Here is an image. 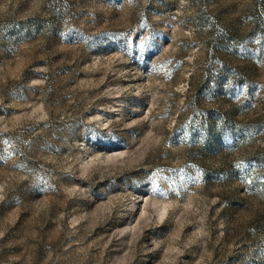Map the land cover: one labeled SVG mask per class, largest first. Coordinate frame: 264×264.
I'll list each match as a JSON object with an SVG mask.
<instances>
[{
	"label": "rangeland",
	"instance_id": "374dc122",
	"mask_svg": "<svg viewBox=\"0 0 264 264\" xmlns=\"http://www.w3.org/2000/svg\"><path fill=\"white\" fill-rule=\"evenodd\" d=\"M0 264H264V0H0Z\"/></svg>",
	"mask_w": 264,
	"mask_h": 264
}]
</instances>
